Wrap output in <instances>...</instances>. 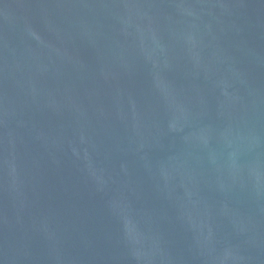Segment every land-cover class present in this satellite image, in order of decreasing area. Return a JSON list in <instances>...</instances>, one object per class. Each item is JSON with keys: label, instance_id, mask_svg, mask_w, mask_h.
I'll return each instance as SVG.
<instances>
[{"label": "water", "instance_id": "obj_1", "mask_svg": "<svg viewBox=\"0 0 264 264\" xmlns=\"http://www.w3.org/2000/svg\"><path fill=\"white\" fill-rule=\"evenodd\" d=\"M0 264H264V0H0Z\"/></svg>", "mask_w": 264, "mask_h": 264}]
</instances>
